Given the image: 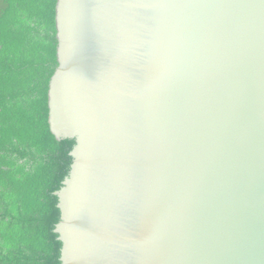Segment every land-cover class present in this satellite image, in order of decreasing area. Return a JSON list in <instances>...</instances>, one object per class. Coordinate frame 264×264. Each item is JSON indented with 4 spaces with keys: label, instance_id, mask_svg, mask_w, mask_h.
Returning a JSON list of instances; mask_svg holds the SVG:
<instances>
[{
    "label": "water",
    "instance_id": "obj_1",
    "mask_svg": "<svg viewBox=\"0 0 264 264\" xmlns=\"http://www.w3.org/2000/svg\"><path fill=\"white\" fill-rule=\"evenodd\" d=\"M61 264H264V0H56Z\"/></svg>",
    "mask_w": 264,
    "mask_h": 264
},
{
    "label": "trees",
    "instance_id": "obj_2",
    "mask_svg": "<svg viewBox=\"0 0 264 264\" xmlns=\"http://www.w3.org/2000/svg\"><path fill=\"white\" fill-rule=\"evenodd\" d=\"M56 0H0V264H61L56 192L74 140L48 124Z\"/></svg>",
    "mask_w": 264,
    "mask_h": 264
}]
</instances>
